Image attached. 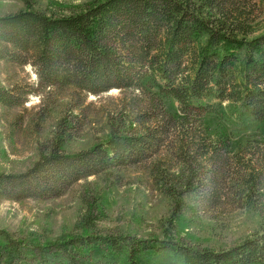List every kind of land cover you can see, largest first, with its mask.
<instances>
[{
    "label": "trees",
    "instance_id": "1",
    "mask_svg": "<svg viewBox=\"0 0 264 264\" xmlns=\"http://www.w3.org/2000/svg\"><path fill=\"white\" fill-rule=\"evenodd\" d=\"M17 1L0 13V62L36 81L0 85V106L38 95L40 139L26 170L0 171V198L56 199L82 182L81 206L58 235L0 227V264H264V222L229 246L181 237L223 203L227 179L240 207L264 211V0ZM113 89L110 106L88 100ZM135 180L168 200L161 231L99 225L104 194Z\"/></svg>",
    "mask_w": 264,
    "mask_h": 264
},
{
    "label": "rangeland",
    "instance_id": "2",
    "mask_svg": "<svg viewBox=\"0 0 264 264\" xmlns=\"http://www.w3.org/2000/svg\"><path fill=\"white\" fill-rule=\"evenodd\" d=\"M85 1L88 0H41L44 5L52 3L60 9H68ZM20 7L17 0H0L1 14L16 11ZM35 81L36 75L30 65L20 67L0 62V85L10 88L16 82L25 85ZM118 95L119 91L113 89L99 97L92 95L88 100L94 103L96 110H100L113 104L114 100L110 98ZM39 102V96L31 94L23 106H0V171H24L37 159L40 137L32 118L36 117ZM55 120L54 117L48 120L44 132H48ZM98 130L91 129L94 133ZM90 137L92 136L88 135L81 145L92 143ZM133 175L137 177L136 173ZM135 181V184H125L104 194L107 218L99 225H118L131 232L137 231L140 235L161 231L159 222L163 224L167 221L168 200L157 191L145 190L140 180ZM235 181L227 179L225 200L218 208L201 209L205 211L199 212L195 222L181 223L184 229L181 234L183 241L220 247L254 235L264 222V211L238 205ZM81 183L75 184L56 199L15 201L0 198V227L20 233L47 231L53 236L69 231L77 221L81 206Z\"/></svg>",
    "mask_w": 264,
    "mask_h": 264
}]
</instances>
